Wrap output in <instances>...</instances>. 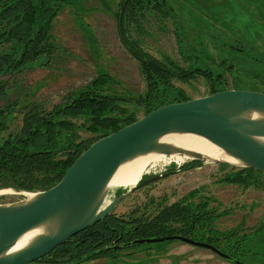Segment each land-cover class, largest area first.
Segmentation results:
<instances>
[{
  "label": "rangeland",
  "instance_id": "obj_1",
  "mask_svg": "<svg viewBox=\"0 0 264 264\" xmlns=\"http://www.w3.org/2000/svg\"><path fill=\"white\" fill-rule=\"evenodd\" d=\"M104 1L116 10L119 0H72L62 8L50 30L51 40L59 50L49 58V65H41L44 60L39 59L18 73L0 77V83L7 88L0 96V107L17 100L19 108L34 103L49 110L99 73L111 76L113 81L107 86L125 97L145 90L140 66L121 45L113 13L106 10ZM164 1V8L170 7L172 15L149 11L143 31L137 34L148 54L159 60L170 58L184 68L195 65L193 56L199 55L203 59L199 65L220 75L221 86L226 89L264 93V0ZM174 85L189 99L210 93L209 84L202 77L174 81ZM128 108L138 119L144 114L134 105ZM21 117L15 110L0 137L15 133ZM80 134L83 138L92 136L86 131ZM190 161L178 164L166 157L150 162L141 179L153 170L161 173L174 167L176 172L136 190L121 200L111 214L128 218L136 211V217L151 218L175 203L207 200L208 207L219 214L215 228L235 232L238 237L221 241L218 249L242 264H264V174L248 172L252 180H259L262 185L225 184L221 181L223 175L236 172L241 166L223 167L218 162L201 160L196 167L178 171ZM125 189H110L107 200ZM12 192L0 193V204L29 196ZM113 254L115 257L106 255L78 264H236L209 249L180 241L131 245Z\"/></svg>",
  "mask_w": 264,
  "mask_h": 264
},
{
  "label": "trees",
  "instance_id": "obj_2",
  "mask_svg": "<svg viewBox=\"0 0 264 264\" xmlns=\"http://www.w3.org/2000/svg\"><path fill=\"white\" fill-rule=\"evenodd\" d=\"M70 2L72 0H0V75L11 76L39 59L44 60L41 65H49V58L59 50L51 40L52 22ZM103 6L113 13L121 45L139 64L145 90L137 96L125 97L107 86L113 81L111 76L99 73L49 110L34 103L19 108L17 100L0 107V133L15 110L22 116L15 133L0 137V189L37 192L52 187L92 143L138 119L129 105L142 109L144 116L158 107L189 100L174 81L188 82L202 77L209 84V94L226 90L221 86L220 75H215L210 67L199 65L203 61L199 55L193 56L195 65L184 68L170 58L159 60L144 50L138 35L143 31L146 14L153 11L172 15L170 7L164 8L167 6L164 0H119L116 10L105 1ZM6 89L0 83V96ZM80 131L92 136L83 138ZM200 162L191 160L182 167H196ZM219 164L233 168L227 163ZM249 171L263 174L241 168L224 174L221 181L243 187L262 185L263 182L252 180ZM208 203L207 200L186 205L175 203L163 207L151 218L136 217V211L128 218L109 214L57 246L37 263L78 264L106 255L115 257L114 251L131 246L124 245L136 239L175 234L189 238L193 235L192 239H204L201 241L216 248L221 241L238 240L235 232H220L215 228L219 214L214 213L215 209L211 210ZM115 243L123 245L112 251Z\"/></svg>",
  "mask_w": 264,
  "mask_h": 264
},
{
  "label": "water",
  "instance_id": "obj_3",
  "mask_svg": "<svg viewBox=\"0 0 264 264\" xmlns=\"http://www.w3.org/2000/svg\"><path fill=\"white\" fill-rule=\"evenodd\" d=\"M167 134L201 136L236 161L211 162L238 165L264 174V93L226 89L158 107L92 143L52 187L34 193L11 188L31 196L0 204V264H39L37 261L57 246L105 219L137 189L176 172L140 178L137 184L106 202L108 183L120 165L152 152L205 160L199 152L162 142ZM33 229L40 232L14 250L18 239ZM170 241L206 248L242 264L212 244L180 234L136 239L124 246Z\"/></svg>",
  "mask_w": 264,
  "mask_h": 264
},
{
  "label": "bare ground",
  "instance_id": "obj_4",
  "mask_svg": "<svg viewBox=\"0 0 264 264\" xmlns=\"http://www.w3.org/2000/svg\"><path fill=\"white\" fill-rule=\"evenodd\" d=\"M162 142L173 144L181 148L188 150H194L202 154L205 160H225L231 163H236L230 157L225 156L222 151L210 143L205 138L194 134H167L161 138ZM168 157L169 159H175L178 164L184 162L188 157L186 155H180L178 153L164 155L160 153H148L138 156L118 167L112 178L108 183V189L114 188H129L138 183L139 179L146 171V166L152 161L161 160ZM146 175V174H144ZM4 191H12L11 189H1L0 193ZM14 193V191L12 192ZM31 196V194L29 195ZM108 200H106L107 202ZM40 232L39 229H33L23 234L14 246L15 249L22 248L27 242L36 234Z\"/></svg>",
  "mask_w": 264,
  "mask_h": 264
},
{
  "label": "flooded vegetation",
  "instance_id": "obj_5",
  "mask_svg": "<svg viewBox=\"0 0 264 264\" xmlns=\"http://www.w3.org/2000/svg\"><path fill=\"white\" fill-rule=\"evenodd\" d=\"M2 76H4V75H0V77H2ZM184 169V167H182V168H180L178 171H181V170H183ZM176 170H175V168L174 167H170V168H167V169H165L163 172H161V173H158V172H156V171H152L150 174H147V175H145L144 177H143V179H145V178H150V177H153V176H156V175H158V174H166V173H172V172H175ZM170 176V175H169ZM162 180V179H161ZM137 190H139V189H137ZM123 245V243H115L114 245H113V249H112V251L113 250H115V249H118V248H121V246Z\"/></svg>",
  "mask_w": 264,
  "mask_h": 264
}]
</instances>
